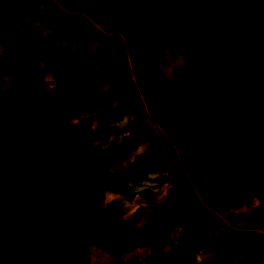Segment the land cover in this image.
I'll use <instances>...</instances> for the list:
<instances>
[{
    "label": "trees",
    "instance_id": "16d2710c",
    "mask_svg": "<svg viewBox=\"0 0 264 264\" xmlns=\"http://www.w3.org/2000/svg\"><path fill=\"white\" fill-rule=\"evenodd\" d=\"M45 1L0 0V264H264V219L234 225L218 205L177 189L178 146L147 121L134 77L131 61L143 46L124 47L98 28L39 61L40 47L17 39L9 18L16 5ZM54 1L84 14L55 24L57 39H79L107 16L100 0ZM161 1L138 5L181 13L175 40L195 64L173 65L169 78L155 80L154 124L168 128L190 82L242 68L227 126L212 119L224 98L202 105L200 122L215 129L190 134L200 162L184 172L197 189L223 157L239 174L234 185L243 184L239 210L252 214L264 195V0ZM100 46L106 57L92 60ZM71 75L77 81L67 85ZM92 75L94 85L76 95Z\"/></svg>",
    "mask_w": 264,
    "mask_h": 264
},
{
    "label": "rangeland",
    "instance_id": "374dc122",
    "mask_svg": "<svg viewBox=\"0 0 264 264\" xmlns=\"http://www.w3.org/2000/svg\"><path fill=\"white\" fill-rule=\"evenodd\" d=\"M97 4L99 9L102 11L104 10L109 16L103 23L105 31H108L111 37L119 41L124 47H137L140 46L137 41L142 42L141 46H143L144 51H142V54H140L139 57H136L131 61L134 69V77L138 82L140 90L144 82L153 86V82L149 79L164 74L165 70L162 61H159V63L155 62V59L165 52L162 51V49L165 50V47L170 44V40L164 35L165 31L157 30L155 28L157 26L150 24L147 26L151 33L150 36H147V31L146 33L144 32V37L140 36L139 32L138 34H130L129 29L125 28V26L130 25L129 20L132 17L137 16L139 20L140 14H142V10L139 9L140 6L138 4L135 3L137 7L134 4V7H130L132 4L131 0H100ZM10 14V30L17 39H23L28 46L37 44L40 47L38 52L39 61H42L45 57L49 56L51 49H74L82 39H85L88 35L94 36L96 30H98V28H96L97 26L91 24L89 27H84L83 30H81L79 33V39H57L54 37L55 35L51 33V30L54 28L55 24L61 21L71 22L73 20H80L84 15L81 12H70L54 0H46L39 6V8L32 6L30 3H26L22 6L16 5ZM160 15L164 17L171 16L170 21L173 23H176L178 19L177 17L175 18V16L166 13ZM161 16L155 18L154 22L155 20H157L158 23L162 22ZM18 17L21 22H18ZM136 24L139 25L140 23ZM152 33L157 39L152 36ZM3 35L4 37L7 35L4 27L0 29V43L3 41ZM134 39H136V42H134ZM161 46L163 48L160 51ZM180 47L183 49L182 46ZM213 51L218 56L219 49L217 46L214 47ZM158 52H161L160 55ZM106 54L105 47L100 46L97 55L92 60L103 59L106 57ZM106 66L109 68L108 65ZM148 66L152 69L148 68ZM149 70L150 73H148ZM96 77V75H92L84 82L78 91H75V94L84 95L87 93L93 85L94 80H96ZM76 81V75H71L65 79L67 85H71ZM244 81L245 74L242 71V68H237L212 78L205 85H198L194 84V82H190L185 86L183 96L179 101L178 109L176 111V113H178L174 123L165 131L159 130L154 124L153 116L158 108H156L155 100L150 96L151 90L144 91V94L141 92V95L143 94L142 96L145 97L144 100L149 110L146 117L147 121L154 126L158 134L162 135L164 138L173 140L178 146L182 165L177 168L179 179L177 189L182 191L189 189L192 190L198 199L205 204H210L211 202L214 204L221 203L220 209H224L226 215L231 219L232 224L234 225L245 223L249 216L248 219H264V195L262 199L263 203L256 208V212H252V214L250 212L244 214L240 213L237 210L238 207L235 198L240 191L241 186L234 185L239 177L235 168H233L227 160L221 156L215 157L222 159L223 162L225 161V166L220 165V163L218 164L219 166L213 165L214 171H216L218 175H216L210 184L203 185L197 189L191 187L184 172V167L196 164L198 162L197 159L199 158L198 153L189 143L190 134L195 131L212 132L215 129V126L212 125H199L196 112H201L204 103L214 100L216 95H220L225 99L227 105L215 109L212 112V119L221 127L227 126L226 124L230 123L232 120L228 106L234 103L233 99L236 95V91L244 84ZM226 180L228 182L230 181L232 186L227 185ZM217 184L221 185L222 188L224 187V190H219ZM215 190H218L220 195L215 194ZM214 194L217 196L214 197ZM228 205L231 206L233 210H229L230 207ZM225 247V241L221 238H217L214 242V248L219 253L224 252Z\"/></svg>",
    "mask_w": 264,
    "mask_h": 264
},
{
    "label": "crops",
    "instance_id": "0c3cea01",
    "mask_svg": "<svg viewBox=\"0 0 264 264\" xmlns=\"http://www.w3.org/2000/svg\"><path fill=\"white\" fill-rule=\"evenodd\" d=\"M145 0H131V2H132V4L130 5V7H132L133 6V4L137 7V5L136 4H140V3H143ZM136 3V4H135ZM158 5H160V8H163V7H165V8H168V7H170V2L168 1V0H163V1H161ZM134 7V6H133ZM140 10H142V14H140V17H139V20H138V17L137 16H134V17H132L130 20H129V24L130 25H126L125 26V28H128L129 29V33L130 34H138V32H139V35L140 36H143L144 37V35H145V33H146V31H147V36H150V30H148V28H147V26L148 25H155V26H157V27H155L157 30L159 29V30H164L165 32H164V35H166L167 36V38H168V40H170V44H168L165 48V50L164 49H162L163 47L161 46L160 47V51H161V49H162V51H165L164 53H162L161 55H160V53L161 52H158V54L160 55L159 57H157L156 59H155V62L157 63H159V61H162V63H163V65H164V74H162V75H158L156 78H151V79H149L150 81H152L153 82V86H150V85H148V83L147 82H144V84H143V86L141 87V92L144 94V91H149V90H151V92H150V95H151V93L155 90V80L158 78V77H166V78H169L170 76H171V67L173 66V65H186V66H189V67H192L194 64H195V58L193 57V56H190L187 52H186V50L184 49V47L181 45V44H179V43H177L176 42V40H175V36H174V30H175V28H176V26H177V23H178V21H179V19H180V17H181V13L179 12V11H158V10H150V9H148L147 7H140L139 8ZM163 13H166V14H169V15H172V16H175V18L177 17L178 19H177V22L176 23H173V22H171L170 21V17H164V16H161L160 14H163ZM159 16H161L162 17V22H160V23H158L157 22V20H155V22H154V19L155 18H158ZM107 17H109L108 15L106 16V18ZM105 18V19H106ZM104 19V20H105ZM104 20L102 21V23L100 24V26L99 25H96V24H94V26H97L96 28H99V29H102V30H105L104 29ZM136 23H140L139 25H137ZM141 23H142V25H141ZM153 27V26H152ZM108 32V31H107ZM145 32V33H144ZM96 33V32H95ZM80 35V34H79ZM93 35H88L86 38H89V37H92ZM134 42H136V39H134ZM138 42V45H140V46H137V47H141V44H142V42L141 41H137ZM134 46V45H133ZM180 46H182L183 47V49L180 47ZM144 49V48H143ZM144 51V50H143ZM148 68H150V69H152L151 67H149L148 66ZM147 68V69H148ZM148 73H150V70H149V72ZM159 73V72H158ZM212 79V78H211ZM211 79H209L208 81H210ZM96 80H97V77H96ZM96 80H94V82H93V85H94V83L96 82ZM207 81V82H208ZM194 84H196V83H194ZM92 85V86H93ZM192 85V84H191ZM199 85V84H198ZM91 86V87H92ZM90 87V88H91ZM185 90V89H184ZM142 94V95H143ZM144 99H145V97H143ZM212 101V100H211ZM157 108V107H156ZM178 113V112H177ZM177 113H175V116L173 117V119H172V121H171V123H170V125L168 126V127H170L173 123H174V121H175V118H176V116H177ZM197 113V120H198V122H199V125H203V126H206L205 124H202L201 122H200V116H201V112H196ZM175 143V142H174ZM176 144V143H175ZM195 159H196V156H195ZM194 160V159H193ZM198 160V162L197 163H199L200 162V158H198L197 159ZM225 162V161H224ZM223 162V160L222 159H220V158H215L213 161H212V163H211V167H212V169L214 170V168H213V165H215V166H219L218 164L220 163V165H223V166H225V163ZM196 163V164H197ZM217 164V165H216ZM220 174H222V173H220ZM216 175H218V173L216 172V171H214V176L212 177V179H211V181L216 177ZM223 175V174H222ZM238 177H239V174H238ZM239 179V178H238ZM237 179V180H238ZM211 181L209 182V183H206V184H203V185H207V184H210L211 183ZM227 181V180H226ZM237 182V181H236ZM203 185H201V186H203ZM227 185H230V186H232V183L229 181H227ZM238 186H241V189H240V191L237 193V196H236V198H235V201L237 202V207H238V212H240V213H246V212H242V211H240L239 210V205H238V194L243 190V184L242 183H238L237 184ZM201 186H199V187H201ZM217 188L219 189V190H224V187L222 188V186L221 185H219V184H217ZM217 191V192H216ZM215 194H219V191L218 190H215V192H214ZM214 194V195H215ZM220 195V194H219ZM217 196V195H216ZM263 199V198H262ZM216 203V202H215ZM261 203H263V201H261L257 206H255L254 207V209H253V213L254 212H256L255 210H256V208H258L259 207V205L261 204ZM223 204H225V203H223ZM210 205H213V203L211 202L210 203ZM215 205V204H214ZM216 205H218L219 207V210L220 211H222L224 214H226V212L224 211V209L222 208V209H220L221 208V203H217ZM229 206V205H228ZM230 208H229V210H233L232 208H231V206H229ZM231 220V219H230ZM257 220L258 221H260L258 218H257ZM261 220H263V219H261ZM232 222V221H231ZM243 224V223H242Z\"/></svg>",
    "mask_w": 264,
    "mask_h": 264
}]
</instances>
